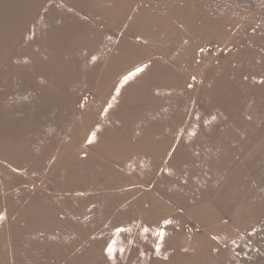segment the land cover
<instances>
[{
  "label": "rangeland",
  "instance_id": "obj_1",
  "mask_svg": "<svg viewBox=\"0 0 264 264\" xmlns=\"http://www.w3.org/2000/svg\"><path fill=\"white\" fill-rule=\"evenodd\" d=\"M0 264H264V0H0Z\"/></svg>",
  "mask_w": 264,
  "mask_h": 264
},
{
  "label": "snow or ice",
  "instance_id": "obj_2",
  "mask_svg": "<svg viewBox=\"0 0 264 264\" xmlns=\"http://www.w3.org/2000/svg\"><path fill=\"white\" fill-rule=\"evenodd\" d=\"M139 71V70H138ZM161 236H163L164 234L163 233H160ZM111 249H109V253L111 254Z\"/></svg>",
  "mask_w": 264,
  "mask_h": 264
},
{
  "label": "built area",
  "instance_id": "obj_3",
  "mask_svg": "<svg viewBox=\"0 0 264 264\" xmlns=\"http://www.w3.org/2000/svg\"><path fill=\"white\" fill-rule=\"evenodd\" d=\"M205 53L202 51L201 53H200V55L202 56V55H204Z\"/></svg>",
  "mask_w": 264,
  "mask_h": 264
},
{
  "label": "bare ground",
  "instance_id": "obj_4",
  "mask_svg": "<svg viewBox=\"0 0 264 264\" xmlns=\"http://www.w3.org/2000/svg\"><path fill=\"white\" fill-rule=\"evenodd\" d=\"M17 102V101H16ZM20 102V101H19ZM21 102H23V101H21ZM20 104H22V103H20Z\"/></svg>",
  "mask_w": 264,
  "mask_h": 264
}]
</instances>
